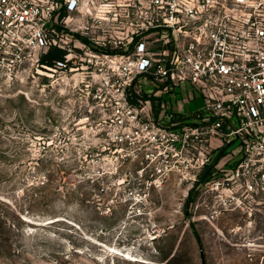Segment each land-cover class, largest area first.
<instances>
[{
	"label": "built area",
	"instance_id": "built-area-1",
	"mask_svg": "<svg viewBox=\"0 0 264 264\" xmlns=\"http://www.w3.org/2000/svg\"><path fill=\"white\" fill-rule=\"evenodd\" d=\"M51 48L112 107L106 137L151 186L198 188L213 165L207 190L264 193V0H0V66Z\"/></svg>",
	"mask_w": 264,
	"mask_h": 264
},
{
	"label": "rangeland",
	"instance_id": "rangeland-1",
	"mask_svg": "<svg viewBox=\"0 0 264 264\" xmlns=\"http://www.w3.org/2000/svg\"><path fill=\"white\" fill-rule=\"evenodd\" d=\"M44 54L0 66V264H264V193L151 186L96 87Z\"/></svg>",
	"mask_w": 264,
	"mask_h": 264
},
{
	"label": "trees",
	"instance_id": "trees-1",
	"mask_svg": "<svg viewBox=\"0 0 264 264\" xmlns=\"http://www.w3.org/2000/svg\"><path fill=\"white\" fill-rule=\"evenodd\" d=\"M65 59V51L58 49V48H51L46 54H44L41 58V63L50 67H53L58 60ZM132 101H135L134 98L131 99ZM214 172L213 165H209L205 168L203 171L200 180L197 182V185L200 183L205 182L208 178L211 177V175ZM193 199L192 191L189 195L188 202H190Z\"/></svg>",
	"mask_w": 264,
	"mask_h": 264
}]
</instances>
